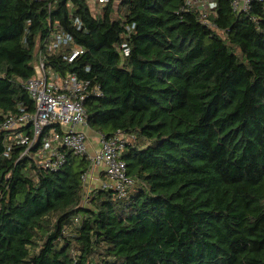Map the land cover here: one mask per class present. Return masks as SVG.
Segmentation results:
<instances>
[{"label": "trees", "instance_id": "16d2710c", "mask_svg": "<svg viewBox=\"0 0 264 264\" xmlns=\"http://www.w3.org/2000/svg\"><path fill=\"white\" fill-rule=\"evenodd\" d=\"M184 2L0 0V123L34 110L24 82L57 23L84 53L50 63L100 89L88 127L135 135L126 196H87V156L45 170L1 131L0 264H264V4L216 0L210 28Z\"/></svg>", "mask_w": 264, "mask_h": 264}, {"label": "built area", "instance_id": "2783aa9c", "mask_svg": "<svg viewBox=\"0 0 264 264\" xmlns=\"http://www.w3.org/2000/svg\"><path fill=\"white\" fill-rule=\"evenodd\" d=\"M109 1L90 0L93 10ZM254 1L264 4V0H232V9L236 13L247 12ZM216 7V0H185L182 11L196 10L200 22L214 28L211 19L217 14ZM70 21L78 29L83 27L81 20L72 13ZM134 29L135 24L126 25L124 37H130ZM116 48L123 58L130 52L125 41ZM59 53L64 54L63 60L72 62L84 53V48L63 26L55 23L37 53L36 75L24 82L34 110L20 108L19 113L5 114L0 132L8 131L9 150L13 145L26 147L23 155H31L45 170L60 169L67 161L68 153L87 156L90 168L82 174L86 195L95 189H113L119 196H126L135 179L128 174L122 154L135 140V135L120 130L109 137L99 134V143L91 145L88 133L83 130L88 126L84 101L90 92L100 95V89L96 86L90 88L88 80L79 79L74 73L63 75L55 69L49 59ZM102 174L106 180H98L97 185L91 186L94 175L100 177Z\"/></svg>", "mask_w": 264, "mask_h": 264}, {"label": "rangeland", "instance_id": "374dc122", "mask_svg": "<svg viewBox=\"0 0 264 264\" xmlns=\"http://www.w3.org/2000/svg\"><path fill=\"white\" fill-rule=\"evenodd\" d=\"M88 129H89V127L86 126V127H84L83 130L86 131V132L88 133L89 138H91V141H93V142L95 141V142L99 143V141H100L99 133L93 131L92 129H90V130H92V131L90 132Z\"/></svg>", "mask_w": 264, "mask_h": 264}, {"label": "crops", "instance_id": "0c3cea01", "mask_svg": "<svg viewBox=\"0 0 264 264\" xmlns=\"http://www.w3.org/2000/svg\"><path fill=\"white\" fill-rule=\"evenodd\" d=\"M90 132L92 131V130H90V128L88 129ZM90 140H91V138H90ZM97 144V142H93V141H91V145H96ZM97 173V172H96ZM102 179H104V177H102V176H100V177H97L96 175H94V177H93V179H92V181H91V186H95V185H97V183H98V180H102Z\"/></svg>", "mask_w": 264, "mask_h": 264}]
</instances>
